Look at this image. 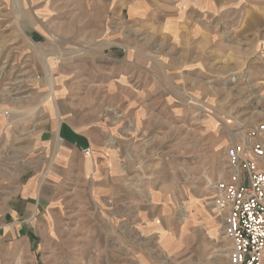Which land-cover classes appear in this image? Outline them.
Listing matches in <instances>:
<instances>
[{"label":"rangeland","instance_id":"374dc122","mask_svg":"<svg viewBox=\"0 0 264 264\" xmlns=\"http://www.w3.org/2000/svg\"><path fill=\"white\" fill-rule=\"evenodd\" d=\"M112 1L0 0V215L32 159L46 105L73 91L106 97L107 87L96 86L104 70L90 64L117 76L127 64L131 93L158 85L163 95L148 99L143 115L130 114L115 79V101L101 103L124 140L121 171L138 185L149 175L157 202L185 222L209 215L215 232L199 256L194 241L178 255L175 241L166 253L142 228L125 227L138 242L121 243L117 220L93 214L78 179L66 184L37 248L0 240V264H121L129 249L138 258L129 264H229L224 214L207 182L227 174L231 133L264 122V0Z\"/></svg>","mask_w":264,"mask_h":264},{"label":"crops","instance_id":"0c3cea01","mask_svg":"<svg viewBox=\"0 0 264 264\" xmlns=\"http://www.w3.org/2000/svg\"><path fill=\"white\" fill-rule=\"evenodd\" d=\"M48 2L50 0H40L39 3ZM124 2L113 0L112 4L119 7ZM103 4L109 7L108 0H104ZM140 64L147 65L146 61L135 63L137 66ZM163 64L169 65L165 62ZM126 65L121 66V75L117 76L108 72L113 68L107 65L104 68L100 63L95 66L90 64L96 70H104L102 72L105 76L96 86L100 90L107 87L106 97L98 99V96L93 94H78L73 91L75 94L70 98H58L59 101L56 99L58 102H55L54 108L46 105L41 129L35 136L36 145L33 146L32 159L19 171L15 190L9 194V206L0 215V240L14 242L21 238L27 249L37 248L39 237L44 228H47L46 222L49 223L53 219V209L58 204L66 184L80 179L83 183L82 192L87 191L86 200L93 202V214L117 220L114 223L122 233L119 242L135 246L138 240L129 233L134 228H142L153 244H159L169 254L175 253V241L182 245L176 250L177 255L185 248L189 250V243L193 241L197 244L196 255L199 256L207 248V236L215 232L213 220L209 215L188 222L177 218L175 207L171 203H160L154 199L155 189L149 185V175H145L147 177L144 182L138 185L136 175L131 172L125 174L120 169L124 157V140L118 137L114 127L104 121L108 113L101 110V103L115 101V95L110 97L115 89L110 87L116 84V80L125 86L121 100L124 102L123 110L130 114L134 112L136 115L145 113L148 99L158 94L163 95L158 85H154L149 94L144 91L131 93V83L127 78L130 67ZM113 133L115 135L112 136ZM86 148L91 149L90 155L84 154L83 150ZM156 175L158 179L162 178L160 173ZM220 178L222 177L217 179ZM91 222L92 219L89 220L90 225H86L89 232L95 230ZM125 227L131 231H122ZM88 241L91 246L92 241L89 238ZM129 251L130 249L124 258L120 259L121 264H129L130 257L138 259L135 253L131 256Z\"/></svg>","mask_w":264,"mask_h":264},{"label":"built area","instance_id":"2783aa9c","mask_svg":"<svg viewBox=\"0 0 264 264\" xmlns=\"http://www.w3.org/2000/svg\"><path fill=\"white\" fill-rule=\"evenodd\" d=\"M231 137L224 150L227 174L208 181L207 189L224 214L229 264H264V122Z\"/></svg>","mask_w":264,"mask_h":264}]
</instances>
